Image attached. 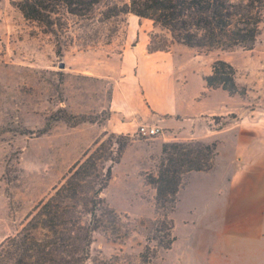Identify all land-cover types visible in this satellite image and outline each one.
I'll return each mask as SVG.
<instances>
[{
    "label": "rangeland",
    "instance_id": "374dc122",
    "mask_svg": "<svg viewBox=\"0 0 264 264\" xmlns=\"http://www.w3.org/2000/svg\"><path fill=\"white\" fill-rule=\"evenodd\" d=\"M11 1L0 0V244L23 229L36 207L55 194L97 141L113 133L104 128L111 116L113 91L123 76L121 52L128 35L126 14L109 19L103 15L108 5L121 0H106L90 18L62 10L57 16L64 29L56 26L58 34L26 19ZM153 32L170 37L161 28ZM173 47L184 49L183 55L196 59L193 64L202 71H212L214 61L221 59L216 51L203 53L178 43L169 51ZM60 48L62 54L58 55ZM224 55L236 67L238 83L253 90L249 105H255L264 93V22L253 50L239 48ZM214 98L221 100V96ZM235 116L214 118L212 126L221 128L235 121ZM61 117L71 123L84 117L86 122L72 127ZM48 124L51 129L41 133ZM130 135L101 195L122 215L119 232L128 235L114 240L106 228L94 231L89 262L113 258L115 264H178L187 241L188 229L182 220L187 201L178 212L169 207L159 213L157 190L146 176L157 171L166 145L192 140L209 143L217 137L191 140L163 133ZM114 147H118L116 140ZM164 213L175 219L178 238L171 249L160 250L157 257L145 262L141 254L147 245L156 248V242L148 238L153 223ZM84 216L85 221L90 219L89 214Z\"/></svg>",
    "mask_w": 264,
    "mask_h": 264
},
{
    "label": "trees",
    "instance_id": "16d2710c",
    "mask_svg": "<svg viewBox=\"0 0 264 264\" xmlns=\"http://www.w3.org/2000/svg\"><path fill=\"white\" fill-rule=\"evenodd\" d=\"M106 0H12L23 16L39 22L58 34L64 23L57 15L62 10L77 17H92L95 10ZM135 14L150 19L170 35L152 32L149 52L169 51L175 43L196 48L203 53L234 51L239 48L253 50L262 33L264 0H121L108 5L103 12L105 19L121 14ZM59 45V43H58ZM61 55V48L57 50ZM207 88H222L231 95L247 98L249 88L237 81V69L229 61L217 59L212 73L204 75ZM72 127L86 122L80 117L74 122L61 117ZM219 117H215L218 119ZM51 124L41 131L47 133ZM108 134V133H105ZM125 137L126 140H120ZM131 139L127 135L112 133L99 140L78 161L64 183L47 201L42 202L29 220L14 236H8L0 244V264H115L116 259L93 260L91 244L94 231L106 228L114 240L121 235L119 223L122 215L110 207L101 196L113 178L114 164L119 163L124 149ZM115 140L118 144L114 147ZM218 156L217 140L204 142L192 140L175 142L164 147L157 171L149 173L146 180L156 190L158 212L169 207L176 209L178 195L189 174L207 171L215 166ZM110 162L109 165L105 163ZM82 206L83 210L79 208ZM84 213L90 215L84 220ZM127 218L128 215H125ZM175 221L166 214L153 223L149 240L156 248L147 245L141 254L145 262L158 256L160 250H169L176 240Z\"/></svg>",
    "mask_w": 264,
    "mask_h": 264
},
{
    "label": "crops",
    "instance_id": "0c3cea01",
    "mask_svg": "<svg viewBox=\"0 0 264 264\" xmlns=\"http://www.w3.org/2000/svg\"><path fill=\"white\" fill-rule=\"evenodd\" d=\"M125 17L123 76L105 131L133 134L147 124L175 138L217 137L214 168L191 172L179 191L175 212L187 201L182 220L188 234L178 264H264V93L249 105L253 90L242 98L207 88L204 75L211 69L202 71L179 47L149 52L159 26L132 13ZM216 52L224 59L227 51ZM232 114L235 121L213 128L215 117Z\"/></svg>",
    "mask_w": 264,
    "mask_h": 264
},
{
    "label": "built area",
    "instance_id": "2783aa9c",
    "mask_svg": "<svg viewBox=\"0 0 264 264\" xmlns=\"http://www.w3.org/2000/svg\"><path fill=\"white\" fill-rule=\"evenodd\" d=\"M138 132L142 135L154 136L160 133H163V129L159 126H151V125H141L139 127Z\"/></svg>",
    "mask_w": 264,
    "mask_h": 264
}]
</instances>
